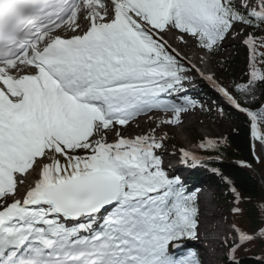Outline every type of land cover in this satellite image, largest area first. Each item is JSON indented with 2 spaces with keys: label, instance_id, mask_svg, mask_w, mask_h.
<instances>
[{
  "label": "snow or ice",
  "instance_id": "1",
  "mask_svg": "<svg viewBox=\"0 0 264 264\" xmlns=\"http://www.w3.org/2000/svg\"><path fill=\"white\" fill-rule=\"evenodd\" d=\"M170 34L202 60L238 41L246 68L220 83ZM196 75L225 106L187 94ZM225 107L259 141L242 167L264 168V0H0V264H208L178 254L199 239L205 210L165 162V129L198 108L229 116ZM142 117L151 126L129 135ZM227 143L178 151L207 168ZM210 171L227 190L220 244L242 264L241 251L264 244V195ZM244 216L255 226L234 222Z\"/></svg>",
  "mask_w": 264,
  "mask_h": 264
},
{
  "label": "rangeland",
  "instance_id": "2",
  "mask_svg": "<svg viewBox=\"0 0 264 264\" xmlns=\"http://www.w3.org/2000/svg\"><path fill=\"white\" fill-rule=\"evenodd\" d=\"M173 36H176L175 34H170L169 38H172ZM177 39V36H176ZM238 41H230L228 47L224 48L223 50H221L220 53H218L216 56L214 57H205L204 59H208L209 61L207 62V64H205L204 62L200 61V56L193 50L194 46L192 44H189L187 47H182L179 46L180 43H177L176 45H172L174 48H178L180 50H182L183 52H186L188 57L191 56V59L197 63V64H201V69H205L203 70L205 73L209 74H213L215 77L218 78V82L223 83L225 85H228L231 81L229 79H227L226 77H224L223 75V70L220 69L219 66V61L221 59H226L228 58V56H230L231 54L234 53H240L242 55V65H241V69L242 71L245 70L246 68V50L244 47H237L236 45L238 44ZM192 45V47H191ZM192 61V62H193ZM198 61V62H197ZM193 62V63H194ZM198 77V76H197ZM238 77V76H237ZM199 79V77H198ZM199 81H204V79ZM198 85H204L203 82H198L197 85L193 84V83H188L185 86L192 88L193 86H198ZM212 91V90H211ZM215 97L216 101H219L220 104L222 106L225 105V103L223 101H221L218 97V95L216 94V92L212 91ZM190 91H187V94L189 95ZM192 94L195 95V99L198 100L199 102L203 103L206 107L207 105L211 104V103H207L204 99L203 96H199L197 93H195L194 91L191 92ZM197 112V113H196ZM199 113V114H198ZM191 114V122L190 123H195V125L190 126L189 128L185 129L183 131V126H178V127H171V128H166L165 131L168 132L169 137H173L175 138V142L176 144V148L175 153L173 154L175 157H181V154L179 153L178 149L183 147L186 150H191L192 152H196L195 150H197V144H199V142L201 141V139H215V138H219L222 139L225 135V133H227L228 131H230L236 124V122H231L229 121L227 118L219 116L217 117L216 115V111L215 109L213 110V112L211 114H208L206 111L201 110V109H196L195 111H192ZM186 114L185 116L189 115ZM185 116L183 117V119L185 118ZM196 118V119H195ZM210 118H213V120H210ZM140 119V128H137L135 125H133L130 129H129V135H135L137 133H139L142 129L145 128H149V122L146 118H139ZM195 120V121H194ZM169 148H170V144L168 143ZM259 145V144H257ZM258 152H259V148H258ZM173 161V158H167V156H165V161ZM181 170V168H179V170H177V172H179ZM196 171H200L199 168L195 169ZM202 171V170H201ZM201 184L204 183L205 184H212V181L206 176L204 175L201 178ZM213 185V184H212ZM198 188L204 189L203 185L199 186ZM197 188V189H198ZM213 190H215V192L212 191V189H204V191H200L201 194V198L202 195H205V198L207 196L208 202H206V208H204L205 210V218L207 219V217H211L212 216V212L211 210L215 211V214L213 215V220H209L208 224H213L215 223L214 226V231L216 230L215 234H218L219 231H221L219 228H222V230L224 229V233L228 232L229 229V223L225 220L222 219V217L228 212V208L227 205L225 203V194H226V189L220 190L218 188V184H215L213 186ZM213 194H214V200H213ZM209 197L211 198V201L209 199ZM216 198V200H215ZM204 204L202 203V206ZM237 224H240V218L236 219L234 221ZM205 225V222H204ZM217 225V226H216ZM241 225V224H240ZM209 226V225H208ZM219 227V228H217ZM204 230H201L200 235H202V237H199V239H197L196 244L192 245L194 246L196 249H198L199 253L201 254V256L204 258V256L206 254H208L209 251L202 249V240L200 241V238H203V236L208 235L210 232L209 230H207L208 228H206L205 226L203 227ZM218 229V230H217ZM213 234V233H212ZM230 234V233H229ZM214 237V234L211 235ZM220 237L223 239V235L218 236L217 240L218 241L220 239ZM200 242V243H199ZM198 246V247H197ZM216 247H218V251L215 253V249L212 250V252H210V263L211 264H222V261L225 257V252L227 251L226 248L222 247L221 244H218ZM257 247H259V244L256 245H251L248 247L247 250L243 251L242 254L244 255H248V256H252V250L256 249ZM260 248V247H259ZM186 250V249H185ZM260 256H263L262 254ZM214 257V258H213Z\"/></svg>",
  "mask_w": 264,
  "mask_h": 264
},
{
  "label": "trees",
  "instance_id": "3",
  "mask_svg": "<svg viewBox=\"0 0 264 264\" xmlns=\"http://www.w3.org/2000/svg\"><path fill=\"white\" fill-rule=\"evenodd\" d=\"M241 65L242 55L238 52L219 61V66L223 70L224 77L230 81L240 79L242 75ZM229 68H231L232 71H228L227 69ZM205 90L207 89H202L201 91ZM227 112H229L230 115L225 117L231 122H236V125L230 131L225 133L222 139H216L220 141L227 140L228 143L223 146L221 152L210 153L211 161L206 168V173L212 178L213 182L218 184V187L223 190L225 188L219 176L210 171L212 167L220 169L226 175H229L232 179L238 181L242 187V191H246V193L252 195L254 199H258L260 195H264V168L260 167L258 164H254L255 171H252L251 169L243 168L242 164L236 163L243 161L250 163L253 162V141L250 125L246 122L244 116L238 115L232 110ZM199 145L197 146L199 153L207 155L205 150L201 149ZM239 223L245 228H251L255 226V219L252 216H244L240 218ZM259 247L252 250V256L244 255L242 254L243 251H241L239 253V258L242 260V264H259V261L264 259V244H259ZM261 254L263 256H260ZM222 264H230L227 259V254L226 257H224Z\"/></svg>",
  "mask_w": 264,
  "mask_h": 264
},
{
  "label": "bare ground",
  "instance_id": "4",
  "mask_svg": "<svg viewBox=\"0 0 264 264\" xmlns=\"http://www.w3.org/2000/svg\"><path fill=\"white\" fill-rule=\"evenodd\" d=\"M169 43L171 44V45H176L177 43H180V41L178 40V38L176 39V36H173L172 38H169ZM180 46V45H179ZM191 47H192V45H191ZM202 70H205V69H202ZM210 74V73H209ZM196 76H198V75H196ZM199 77V76H198ZM199 79L200 80H202V78L201 77H199ZM192 113V112H191ZM143 119H145L146 120V117H142ZM196 119V118H195ZM195 121V120H194ZM191 122V114H189V115H187V116H185V118H184V123H183V131L185 130V129H187V128H189L190 126H193V125H195V123H190ZM181 126V127H182ZM180 160V157L179 158H176V160H174V161H179ZM177 170H179V169H177ZM199 186H202V185H198V187ZM197 187V188H198ZM196 188V189H197ZM198 190H202L201 188H198ZM199 191V192H200ZM205 198V195H203L202 196V198L201 199H204ZM206 202H208V199L206 198ZM211 212H212V216L211 217H207V219H209V220H213V215L215 214V211L214 210H211ZM203 219V221L205 222V224L206 225H210V224H208V221H207V219L205 218V215H204V217L202 218ZM207 222V223H206ZM224 230H221V231H219V233L218 234H216V237L218 238V236H219V234L220 235H223L224 236ZM200 237H202V235H200ZM201 240H203L202 238H200V241ZM217 240V239H216ZM216 240H213L214 242L216 241ZM200 243V242H199ZM198 247V246H197ZM178 254H179V249H178ZM204 258L208 261V264H211L210 263V252H208V254H206L205 256H204Z\"/></svg>",
  "mask_w": 264,
  "mask_h": 264
}]
</instances>
